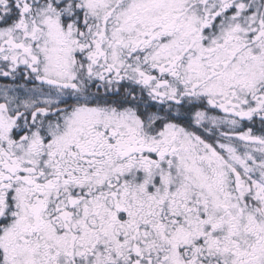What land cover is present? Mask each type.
<instances>
[{
  "label": "snow or ice",
  "instance_id": "1",
  "mask_svg": "<svg viewBox=\"0 0 264 264\" xmlns=\"http://www.w3.org/2000/svg\"><path fill=\"white\" fill-rule=\"evenodd\" d=\"M0 264H264V0H0Z\"/></svg>",
  "mask_w": 264,
  "mask_h": 264
}]
</instances>
